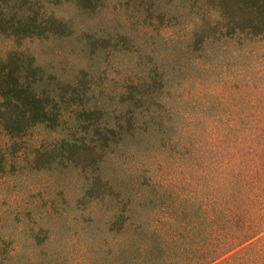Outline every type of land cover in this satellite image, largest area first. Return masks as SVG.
Returning <instances> with one entry per match:
<instances>
[{"label":"rangeland","instance_id":"obj_1","mask_svg":"<svg viewBox=\"0 0 264 264\" xmlns=\"http://www.w3.org/2000/svg\"><path fill=\"white\" fill-rule=\"evenodd\" d=\"M263 101L264 0H0V264L208 262Z\"/></svg>","mask_w":264,"mask_h":264},{"label":"trees","instance_id":"obj_2","mask_svg":"<svg viewBox=\"0 0 264 264\" xmlns=\"http://www.w3.org/2000/svg\"><path fill=\"white\" fill-rule=\"evenodd\" d=\"M258 113L260 117L241 124L247 168L238 187L240 197L228 202V217L240 227L228 232L204 264H264V101ZM230 131L235 133V123L230 124Z\"/></svg>","mask_w":264,"mask_h":264}]
</instances>
